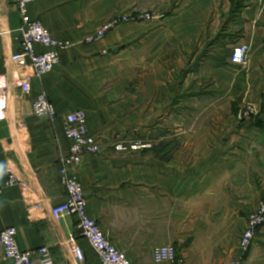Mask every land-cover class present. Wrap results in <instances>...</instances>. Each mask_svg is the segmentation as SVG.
Returning <instances> with one entry per match:
<instances>
[{"label":"crops","instance_id":"obj_1","mask_svg":"<svg viewBox=\"0 0 264 264\" xmlns=\"http://www.w3.org/2000/svg\"><path fill=\"white\" fill-rule=\"evenodd\" d=\"M136 4L31 3V18L71 46L24 97L11 63L22 50L21 18L14 1L0 0L7 87L0 100V233L14 227L23 251L47 247L54 264H100L76 219L51 215L66 199L59 171L71 147L65 118L82 110L102 153L72 171L89 216L131 264H157L153 252L164 245L183 264H264V228L249 252L239 246L249 213L264 199V170L253 185L247 169L252 148L264 147V124L238 117L245 105L256 113L263 107L264 0H191L180 15L126 22L96 43L85 41ZM242 45L251 49L245 67L231 62ZM43 93L55 119L32 114V100ZM138 140L146 148H135ZM11 173L14 186L7 185ZM72 235L83 262L68 243ZM0 264H11L2 246Z\"/></svg>","mask_w":264,"mask_h":264},{"label":"built area","instance_id":"obj_2","mask_svg":"<svg viewBox=\"0 0 264 264\" xmlns=\"http://www.w3.org/2000/svg\"><path fill=\"white\" fill-rule=\"evenodd\" d=\"M14 1L21 18V29L23 31L22 50L13 54L11 63L14 73L17 75L15 84L20 87L24 97H29L32 93V80L42 78V76L52 72L61 62V51L69 49L70 44L59 41L53 36L51 31L44 26L41 21L31 18L28 7L38 0H12ZM130 19L126 16H115L112 20L103 24L98 30L85 38L88 43H96L104 39L114 29L126 24ZM38 46H43L45 51L39 53ZM251 49L248 45L235 48L231 62L245 67L248 65V58ZM7 91L6 82L0 78V100L4 98ZM5 106L0 101V106ZM252 111H254L252 109ZM253 113V112H252ZM32 114L39 117H58L56 109L49 100L46 93L40 94L32 100ZM248 116H242L245 118ZM67 128V138L71 142L67 155L60 165V183L66 190V199L61 204L52 208L51 215L56 221L65 217L76 219L77 228L82 237L90 243L91 247L99 256L100 264H131L128 256L120 251L104 235L96 220L89 216L87 212L88 201L85 198L84 186L79 180L76 172L72 170L79 167L85 156H96L102 153L100 141L91 134L87 127V114L82 110H77L65 118ZM147 142L138 140L134 147L137 149L146 148ZM16 177L10 174L7 185L14 186ZM1 193V190H0ZM247 225L240 238V249L245 253L255 244L258 233L264 228V199L259 201L256 208L249 213ZM18 231L14 227H6L0 233V246L3 248L4 259L11 264H54L50 249L42 247L32 252L21 249L17 242ZM77 238L72 235L68 239L72 252L77 261L85 260L83 248L77 242ZM153 258L157 264H183L178 253L172 246H161L154 250Z\"/></svg>","mask_w":264,"mask_h":264},{"label":"rangeland","instance_id":"obj_3","mask_svg":"<svg viewBox=\"0 0 264 264\" xmlns=\"http://www.w3.org/2000/svg\"><path fill=\"white\" fill-rule=\"evenodd\" d=\"M131 0H128L130 2ZM191 0H133V2L137 3V6H133V10L131 11L130 9L126 10V12L123 15H118V16H123V17H128L130 19V22H152L154 18L161 19L164 17H169V16H176L180 15L183 10H186L189 7V2ZM191 4V3H190ZM147 31V29H146ZM191 44H193L191 42ZM175 56L178 57L180 56L183 52H181L180 49L175 48ZM181 57V56H180ZM134 76V75H133ZM149 75H146L145 71V77H148ZM150 79V77H149ZM135 81V78L132 79ZM245 109L243 110L242 114L239 115L238 117L241 119L242 116L243 119L242 121H249L251 123L257 124L259 126L260 124H264V100L262 102V108L259 113H256V107L252 104L245 105ZM252 109L254 111H252ZM253 112V113H252ZM264 126V125H263ZM250 147V146H249ZM252 154H250V158L248 161V178H249V184H257L259 183V178H257L258 173H260L262 170H264V147L260 148H252ZM259 171V172H258ZM251 207V206H250ZM256 207V206H255ZM253 206L251 207V209ZM254 210V209H253Z\"/></svg>","mask_w":264,"mask_h":264}]
</instances>
